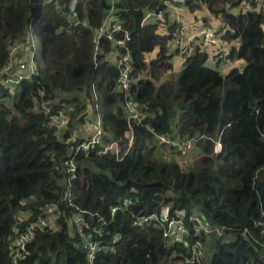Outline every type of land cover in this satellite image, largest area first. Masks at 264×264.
Returning <instances> with one entry per match:
<instances>
[{
  "label": "trees",
  "instance_id": "16d2710c",
  "mask_svg": "<svg viewBox=\"0 0 264 264\" xmlns=\"http://www.w3.org/2000/svg\"><path fill=\"white\" fill-rule=\"evenodd\" d=\"M68 1L0 0V69L30 19L41 45V62L32 78L11 90L0 85V264H14L13 235L46 215L47 204L57 205L55 226L37 232L17 264H90L82 240L99 226V216L106 220L105 236L118 234L120 240L115 252L99 253L91 264H264V234L256 225L264 215L260 14L246 8L247 0H185L184 10L192 20L209 28L211 19L222 21L223 29L216 30L221 32L220 43L230 47L227 57L237 65L225 73L220 62L210 66L214 47L199 37L179 57L176 75L178 54L168 34L173 22L169 17L164 23L149 18L141 25L145 12L161 0H117L114 15L129 32L132 64L142 75L125 93L115 88L118 68L109 61L115 46L103 37L95 51L92 41L110 0H77V23L68 16ZM93 91L104 141L116 140L122 151L128 150L120 160L110 152L78 155L70 181L74 205L69 206L63 193L70 144L62 136L85 123ZM127 97L146 105L131 128L124 116ZM59 110L70 113V130L64 134L52 125ZM149 128L198 138L193 164L183 168L177 157L162 159V148ZM217 136L222 150L214 153ZM126 197L131 200L127 210L110 217L111 208ZM164 205L171 215L183 214L191 242L201 239L202 251L193 263L186 262L190 248L168 246L159 226H133V215L157 213ZM79 209L93 215L75 226L71 215ZM193 213L211 227L223 226L222 233L195 237L188 221ZM207 242L210 253L204 250Z\"/></svg>",
  "mask_w": 264,
  "mask_h": 264
},
{
  "label": "built area",
  "instance_id": "2783aa9c",
  "mask_svg": "<svg viewBox=\"0 0 264 264\" xmlns=\"http://www.w3.org/2000/svg\"><path fill=\"white\" fill-rule=\"evenodd\" d=\"M117 0H110V7L105 14L102 23L95 29L93 36V46L95 51L100 50V40L105 37L115 46L113 51L117 53L115 65L118 68L116 77V89L127 93L132 84L141 80V73L135 72L132 64L130 52L128 50L127 41L129 40V32L126 31L115 15V5ZM77 0H69L67 3V13L72 21L77 23ZM185 5V0H161V3L147 10L141 19V25L149 19L153 18L159 22L165 21L166 17H171L174 24L173 28L168 32L170 39L169 45L178 56L186 55L195 45L197 38L201 37L205 45L214 47L212 60L214 62L234 65L236 61L227 57L230 48L223 47L220 43L221 32L205 27L204 24L198 21H193L180 13L179 8ZM246 8L260 14L261 30L259 32L264 41V0H247ZM85 26H88L85 24ZM33 24L30 19L26 25L23 36L10 46L9 56L0 69V85L11 90L16 84L22 80L32 78L37 71V62L35 61V50L32 45ZM93 104L88 105L86 110L85 124L89 128L88 133L81 132L76 127L71 128L70 135L62 136L63 142L70 144V152L64 161L66 167L67 186L63 193V200L69 206H73V192L71 190V178L76 171L75 158L78 155L87 156L92 152L98 154L112 153L116 159L120 160L126 154L127 150L122 151L120 144L116 140L108 142L104 141V125L102 122L98 96L93 91ZM46 111L48 107L42 106ZM145 104L133 98H126L124 104V116L128 126L131 128L133 121H139L143 114ZM52 119V125L56 131L61 134L70 130L69 123L71 121L70 113L59 110ZM153 133L156 144L161 147V153L170 159L173 156L182 159L187 156L190 149L194 146L198 138H184L179 134L172 132L171 135ZM132 136L130 135L128 148L131 145ZM222 150L220 137L217 136L213 140V151L219 153ZM131 204L130 198L126 197L121 204L113 206L110 210V217H113L118 210L126 211ZM56 204L46 205V215L39 217L35 221L28 223L24 230L13 235L11 239V260L14 264L19 263L20 259L26 253L27 244L33 239L34 235L39 231H45L55 226V212H57ZM93 213L87 210H76L71 215V222L75 226H79L84 222L85 216ZM99 226L92 227L82 240V250L85 252L88 263H93L99 253H112L116 250V245L120 240L118 234L111 235L109 238L105 236L104 225L105 218L99 216L97 218ZM188 221L192 222L193 235L200 236L203 233L216 232L221 234L224 227H211L204 218H200L197 214H191ZM154 223L161 228V233L168 246L175 243H180L187 248H190L191 254L186 259L187 263H193L202 251L201 239L196 237L192 242L188 239L189 230L186 227V222L182 213L170 214L169 205L162 206L157 213L136 214L133 215L132 224L135 227H143ZM261 233L264 234V215L262 219L256 222Z\"/></svg>",
  "mask_w": 264,
  "mask_h": 264
},
{
  "label": "rangeland",
  "instance_id": "374dc122",
  "mask_svg": "<svg viewBox=\"0 0 264 264\" xmlns=\"http://www.w3.org/2000/svg\"><path fill=\"white\" fill-rule=\"evenodd\" d=\"M210 28L214 29V30H221L223 29V23L220 19L218 18H213L210 20V24H209ZM32 45L33 48L35 50V61L37 63L41 62V45H40V41L39 38L37 37V35L35 33H32ZM179 72V69H175L174 73L177 75ZM88 132V130H87ZM195 146H193L190 151H189V155L187 154V156H183L182 159L180 160L181 166L183 168H186V166H191L193 164V162L195 161V159L197 158L198 155V151L194 149ZM194 149V150H193ZM166 156V154H165ZM162 157V156H161ZM188 168V167H187ZM70 225V224H69ZM71 227V226H70ZM204 250H207L208 253H210L211 251V245L206 244V246H204ZM203 250V255H205V252ZM210 251V252H209Z\"/></svg>",
  "mask_w": 264,
  "mask_h": 264
},
{
  "label": "crops",
  "instance_id": "0c3cea01",
  "mask_svg": "<svg viewBox=\"0 0 264 264\" xmlns=\"http://www.w3.org/2000/svg\"><path fill=\"white\" fill-rule=\"evenodd\" d=\"M179 11H180L181 14H183L184 16H186L187 18H189L190 20H192V19L190 18V16L186 14V12H185V10H184V6H183V7H180V8H179ZM169 20L172 22V18H171V17H169ZM193 21H194V20H193ZM225 47H228V46H225ZM228 48H230V47H228ZM108 55H109V61L112 62V63H115V61H116V57H117V56H116V53H115V52H110ZM179 57H181V56H177V57L174 59V66H175V69H177V68L180 69L181 59H180ZM211 57H212V56L210 55V59H209V61H208V64H209L210 66L213 67L214 63H212L213 60H212ZM235 65H237V62H235L234 65H228V64L222 63V64L220 65V70H221L223 73H225L226 71H228V70L230 69V67H233V66H235ZM175 69H174V71H175ZM77 129L80 130L81 132H85V133H88L87 130H89V128L87 127V125H86L85 123H84L83 125L79 126ZM194 149H195V148H194ZM194 149H193V150H194ZM195 150H197V149H195ZM159 154H160V156H162V159H168V158H169V156L167 157V156L163 155V153H161V152H160ZM188 155H189V154H188ZM187 157H188V156H187Z\"/></svg>",
  "mask_w": 264,
  "mask_h": 264
}]
</instances>
